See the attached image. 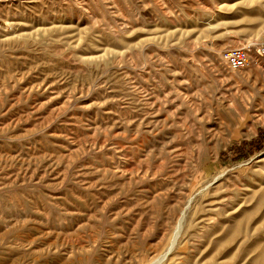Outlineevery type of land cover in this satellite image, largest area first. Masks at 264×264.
I'll return each instance as SVG.
<instances>
[{
    "label": "rangeland",
    "instance_id": "374dc122",
    "mask_svg": "<svg viewBox=\"0 0 264 264\" xmlns=\"http://www.w3.org/2000/svg\"><path fill=\"white\" fill-rule=\"evenodd\" d=\"M264 0H0V264H264Z\"/></svg>",
    "mask_w": 264,
    "mask_h": 264
},
{
    "label": "built area",
    "instance_id": "2783aa9c",
    "mask_svg": "<svg viewBox=\"0 0 264 264\" xmlns=\"http://www.w3.org/2000/svg\"><path fill=\"white\" fill-rule=\"evenodd\" d=\"M262 57H264V47H258L254 56L247 48L231 50L225 55L227 64L232 70H246L259 65Z\"/></svg>",
    "mask_w": 264,
    "mask_h": 264
},
{
    "label": "bare ground",
    "instance_id": "6f19581e",
    "mask_svg": "<svg viewBox=\"0 0 264 264\" xmlns=\"http://www.w3.org/2000/svg\"><path fill=\"white\" fill-rule=\"evenodd\" d=\"M163 262H161L160 264H162Z\"/></svg>",
    "mask_w": 264,
    "mask_h": 264
}]
</instances>
